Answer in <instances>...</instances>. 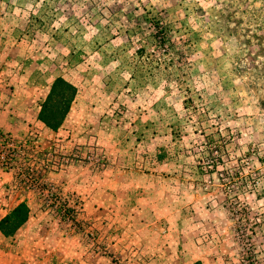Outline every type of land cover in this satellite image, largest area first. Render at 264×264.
<instances>
[{"label":"rangeland","instance_id":"374dc122","mask_svg":"<svg viewBox=\"0 0 264 264\" xmlns=\"http://www.w3.org/2000/svg\"><path fill=\"white\" fill-rule=\"evenodd\" d=\"M58 78L79 91L74 119L96 106L127 120L150 111L158 143L171 132L183 140L187 164L198 166L190 182L229 204L237 263L264 264V0H0V113L16 87L40 102ZM55 101L56 111L71 103ZM94 143L80 150L105 157ZM28 145L0 171L11 174L9 194L36 193L33 216L46 223L13 247L92 253L90 238L34 187L43 149L36 139Z\"/></svg>","mask_w":264,"mask_h":264},{"label":"crops","instance_id":"0c3cea01","mask_svg":"<svg viewBox=\"0 0 264 264\" xmlns=\"http://www.w3.org/2000/svg\"><path fill=\"white\" fill-rule=\"evenodd\" d=\"M16 89L10 106L0 113L3 130L19 140L34 134L43 150L74 153L95 142L104 151L107 165L101 172L78 162L50 173L64 196L82 200L79 218L100 234L105 249L88 253L89 249L77 248H14L13 241L33 239L39 235H34L38 226L46 222L33 216L32 210L41 205L36 193L12 189L9 194L11 174L0 171V242L7 245L0 246L4 264H238L227 200L190 182V176H198L194 172L198 166L187 164L188 157L180 149L183 140L172 132L163 136V144L158 143L157 122L150 111L143 113H148L143 120L141 115L127 120L112 109L99 114L96 106L91 107L95 113L90 118L74 119L78 91L63 123L54 130L40 118L48 94L39 102L35 90ZM22 203L29 216L7 235L1 223ZM71 241L74 245V238ZM62 254L71 258L64 261Z\"/></svg>","mask_w":264,"mask_h":264},{"label":"built area","instance_id":"2783aa9c","mask_svg":"<svg viewBox=\"0 0 264 264\" xmlns=\"http://www.w3.org/2000/svg\"><path fill=\"white\" fill-rule=\"evenodd\" d=\"M35 140L34 134H29L25 139L19 140L15 138L10 132L3 130L0 127V164L6 168L14 166V161L20 158L23 151L29 149L30 143ZM39 165L42 170L38 172L40 183L34 185L36 189L45 187L46 193L52 196L49 204L55 207L59 216L61 215L71 226L73 230H81L90 241L96 246L97 250H104L103 244L98 240L94 231L90 230L87 226L83 227L82 222L78 219V211L80 209V202L75 195L64 196L60 190L59 185L55 183L50 171L52 169L64 170L71 164L78 162L87 163L93 170L101 171L106 168L107 160L93 150H76L74 153L56 152L50 150H40L38 152ZM22 177L21 181L29 183L27 179L24 180L23 174L19 172ZM50 206V207H52ZM77 210V211H76ZM77 212V213H76Z\"/></svg>","mask_w":264,"mask_h":264},{"label":"trees","instance_id":"16d2710c","mask_svg":"<svg viewBox=\"0 0 264 264\" xmlns=\"http://www.w3.org/2000/svg\"><path fill=\"white\" fill-rule=\"evenodd\" d=\"M69 89V90H68ZM78 89L75 86L64 81L62 78H58L50 91L46 101L42 104V110L40 112V118L52 129L57 130L64 119L66 118L68 111L71 107ZM59 98L61 100H70L69 106L65 110L56 111L53 107L55 100ZM64 102V101H63ZM29 216V208L26 204L22 203L16 207L1 223L2 230L7 234H13L22 225ZM194 264H205L203 262H196Z\"/></svg>","mask_w":264,"mask_h":264}]
</instances>
